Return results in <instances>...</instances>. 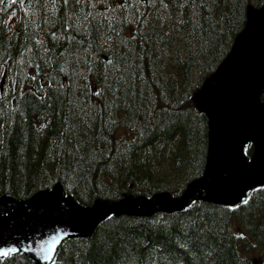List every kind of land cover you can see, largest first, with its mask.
<instances>
[{
    "label": "trees",
    "instance_id": "obj_1",
    "mask_svg": "<svg viewBox=\"0 0 264 264\" xmlns=\"http://www.w3.org/2000/svg\"><path fill=\"white\" fill-rule=\"evenodd\" d=\"M249 6L264 0H0V193L27 199L60 182L87 206L185 192L210 143L195 94ZM248 198L234 211L196 196L110 215L52 264H264V185Z\"/></svg>",
    "mask_w": 264,
    "mask_h": 264
},
{
    "label": "water",
    "instance_id": "obj_2",
    "mask_svg": "<svg viewBox=\"0 0 264 264\" xmlns=\"http://www.w3.org/2000/svg\"><path fill=\"white\" fill-rule=\"evenodd\" d=\"M246 29L217 72L204 83L197 100L210 120V149L204 175L191 182L186 193L173 199L169 193L153 198H124L114 205L97 200L93 206L78 204L64 194L61 184L29 200L0 195V249L16 247L38 264H49L39 249L51 236L90 237L110 214L151 216L189 206L195 194L218 204H237L264 185V7L250 8ZM263 95V100L262 96ZM252 143L249 160L243 147Z\"/></svg>",
    "mask_w": 264,
    "mask_h": 264
},
{
    "label": "snow or ice",
    "instance_id": "obj_3",
    "mask_svg": "<svg viewBox=\"0 0 264 264\" xmlns=\"http://www.w3.org/2000/svg\"><path fill=\"white\" fill-rule=\"evenodd\" d=\"M239 23V21H237ZM253 24V19L250 18L248 22V27L249 25ZM35 79V77H33ZM99 94V93H97ZM249 199L247 197L246 192H241L240 193V202L230 206L231 210H235L236 208L241 206V203L243 205H248L249 204ZM61 237L60 236H51L48 240L44 241V243L41 245L39 252L40 254L44 257L45 260H52L53 255L55 252V246L57 243H59ZM19 250L16 247H11V248H2L0 249V257H9L10 255H14L18 252Z\"/></svg>",
    "mask_w": 264,
    "mask_h": 264
},
{
    "label": "rangeland",
    "instance_id": "obj_4",
    "mask_svg": "<svg viewBox=\"0 0 264 264\" xmlns=\"http://www.w3.org/2000/svg\"><path fill=\"white\" fill-rule=\"evenodd\" d=\"M152 216V215H151Z\"/></svg>",
    "mask_w": 264,
    "mask_h": 264
}]
</instances>
